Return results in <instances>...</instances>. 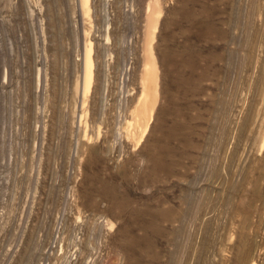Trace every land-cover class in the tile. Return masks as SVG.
<instances>
[{
  "label": "rangeland",
  "instance_id": "rangeland-1",
  "mask_svg": "<svg viewBox=\"0 0 264 264\" xmlns=\"http://www.w3.org/2000/svg\"><path fill=\"white\" fill-rule=\"evenodd\" d=\"M0 264H264V0H0Z\"/></svg>",
  "mask_w": 264,
  "mask_h": 264
},
{
  "label": "bare ground",
  "instance_id": "bare-ground-1",
  "mask_svg": "<svg viewBox=\"0 0 264 264\" xmlns=\"http://www.w3.org/2000/svg\"><path fill=\"white\" fill-rule=\"evenodd\" d=\"M151 18V17H150ZM154 19V18H153ZM151 21V20H150ZM155 21V20H154ZM154 23V22H153ZM147 49H150V48H147ZM149 51H151V50H149ZM149 53V52H148ZM151 53V52H150ZM151 55V54H150ZM153 56V55H152ZM149 57V56H148ZM150 58V57H149ZM153 58V57H152ZM151 60V59H150ZM151 62V61H150ZM154 62V61H153ZM152 63V62H151ZM150 64V63H149ZM91 55H90V53H88L87 54V59H86V69H87V73H86V85H87V88H89V86H90V83H91V78H92V70H91ZM149 66V65H148ZM147 73V77H146V75H145V77H146V79H147V86H149V84H150V86H151V84L152 83H154V81H156L155 79H156V67L154 66V63L152 64V67H150L149 69H148V71L146 72ZM155 86V85H154ZM148 88V87H147ZM154 88V87H153ZM155 89V88H154ZM150 90V89H149ZM146 91V90H145ZM151 92V91H150ZM156 93V92H155ZM150 95V94H149ZM156 96V95H155ZM149 99H150V97H148ZM146 99H147V96L145 97V102H146ZM154 99V98H153ZM147 101H148V99H147ZM151 103V102H150ZM141 104H142V102H141ZM140 105V104H139ZM153 105V104H152ZM141 106V105H140ZM142 107V106H141ZM149 107H150V105H149ZM148 102L143 106V114L146 116L147 115V113H148ZM152 107V106H151ZM138 110H142V109H138ZM139 112V111H138ZM140 114V113H139ZM142 114V115H143ZM141 115V116H142ZM140 117V116H139ZM144 122V121H143Z\"/></svg>",
  "mask_w": 264,
  "mask_h": 264
}]
</instances>
